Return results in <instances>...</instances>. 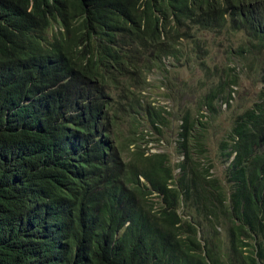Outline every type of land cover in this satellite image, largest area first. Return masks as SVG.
<instances>
[{
  "label": "trees",
  "instance_id": "trees-1",
  "mask_svg": "<svg viewBox=\"0 0 264 264\" xmlns=\"http://www.w3.org/2000/svg\"><path fill=\"white\" fill-rule=\"evenodd\" d=\"M229 31L264 50V0H0V264H264V87L213 158L231 68L192 114L145 95L177 54L208 75L197 35ZM169 119L173 165L147 148Z\"/></svg>",
  "mask_w": 264,
  "mask_h": 264
},
{
  "label": "rangeland",
  "instance_id": "rangeland-1",
  "mask_svg": "<svg viewBox=\"0 0 264 264\" xmlns=\"http://www.w3.org/2000/svg\"><path fill=\"white\" fill-rule=\"evenodd\" d=\"M197 36L204 41L203 45L207 55L203 60L207 67L208 75L205 74L203 67L193 61V56H189L188 60L185 61L177 54L176 56L180 59L176 58L174 62L166 60L167 57L166 61L164 60V66L168 73L169 83H165L160 87L158 82H154L156 71H152L147 77L150 85L145 95L154 106L160 105L175 113L180 108L177 105L185 106L186 104V108L192 114L196 107L194 106V101L197 100L200 93L205 91L203 87L221 82L220 77L223 79L218 69L215 70V68L217 66L231 68L232 74L237 76V86L234 88L232 100L228 106H222L219 109L207 130L206 146L209 152L208 155L213 158L216 151L215 144L224 137L229 129L232 116L239 114L243 108L251 106L256 101V94L264 87V84L260 83V76L264 73V50H256L253 46L254 44L247 41L241 33L229 31L216 37L209 33H199ZM182 43H185V41ZM238 51L247 53L246 60L248 62V66H244V73L240 74L239 77L237 72L240 66L233 58ZM170 120L168 126L162 129V136H153L151 142L147 143V148L151 147V149L149 148L150 152L167 154L170 164L173 165L179 159L174 150L175 130L178 123L175 119ZM132 132L126 125L122 126L121 143L131 137L134 138ZM136 132L140 136L148 134L143 129H137ZM145 139L150 138L146 137ZM215 165L216 168L212 174H215L218 179H222L224 167L219 163V160L215 161ZM176 171L174 170L173 174Z\"/></svg>",
  "mask_w": 264,
  "mask_h": 264
},
{
  "label": "clouds",
  "instance_id": "clouds-1",
  "mask_svg": "<svg viewBox=\"0 0 264 264\" xmlns=\"http://www.w3.org/2000/svg\"><path fill=\"white\" fill-rule=\"evenodd\" d=\"M150 151V150H149ZM152 153H156V152H152Z\"/></svg>",
  "mask_w": 264,
  "mask_h": 264
}]
</instances>
